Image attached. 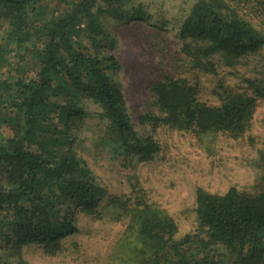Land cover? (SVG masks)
<instances>
[{"label": "trees", "instance_id": "16d2710c", "mask_svg": "<svg viewBox=\"0 0 264 264\" xmlns=\"http://www.w3.org/2000/svg\"><path fill=\"white\" fill-rule=\"evenodd\" d=\"M44 1L0 0L11 13L0 33V264H30L21 258L28 245L57 255L76 231L74 209L103 218L98 177L78 150L89 105L104 126L101 142L134 170L161 152L158 141L137 134L112 78L120 63L99 39L100 16L125 20V0H61L50 11ZM241 2L196 0L179 29L194 68L215 73L217 62L233 66L264 48V30L241 12ZM249 4L248 14L264 13L260 0ZM246 83L240 93L224 89L221 106L209 107L198 103L197 86L166 77L152 86L158 114L144 119L192 133L211 152L220 136L238 141L250 132L264 80ZM139 189L108 207L113 220H127L125 264H264V174L251 193L198 191L196 229L180 240L175 219Z\"/></svg>", "mask_w": 264, "mask_h": 264}, {"label": "rangeland", "instance_id": "374dc122", "mask_svg": "<svg viewBox=\"0 0 264 264\" xmlns=\"http://www.w3.org/2000/svg\"><path fill=\"white\" fill-rule=\"evenodd\" d=\"M256 1L259 0H242L241 12L264 30L262 10L248 14L249 2L256 5ZM260 2L264 4V0ZM61 3L46 0L41 5L50 11L59 9ZM195 3L196 0H125L120 7L127 15L125 20L118 21L110 12L100 16L104 36L99 39L106 52L120 63L112 78L124 94L130 119L139 136L158 141L161 152L153 161L137 164L134 170L101 142L104 126L95 118L98 108L89 105V116L79 132L78 150L81 160L98 177L101 192L97 200L103 218L95 219L74 209L76 231L63 240L62 250L49 256L41 248L28 245L22 249L23 260L30 264H125L122 244L127 220H113L108 207L112 199L127 202V197L139 189L136 182L150 203L175 219L179 227L177 240L196 229L198 191L224 195L235 187L251 193L260 184L264 174V100L259 101L252 128L243 139L220 136L211 152L192 133L166 126L156 128L144 119L158 114L152 86L166 77L185 79L197 86L198 103L209 107L221 106L224 89L240 93L247 89L246 80H264V48L233 66L217 62L215 73L193 67L182 53L184 41L179 29ZM138 12L145 18L131 16ZM10 16V12L0 9V33L7 29Z\"/></svg>", "mask_w": 264, "mask_h": 264}]
</instances>
